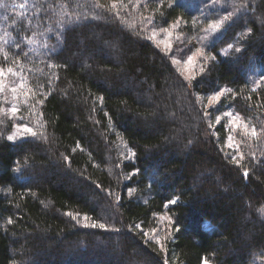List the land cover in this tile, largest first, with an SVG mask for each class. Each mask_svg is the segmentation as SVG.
<instances>
[{"label": "trees", "instance_id": "obj_1", "mask_svg": "<svg viewBox=\"0 0 264 264\" xmlns=\"http://www.w3.org/2000/svg\"><path fill=\"white\" fill-rule=\"evenodd\" d=\"M0 70V264H264V0H0Z\"/></svg>", "mask_w": 264, "mask_h": 264}, {"label": "rangeland", "instance_id": "obj_2", "mask_svg": "<svg viewBox=\"0 0 264 264\" xmlns=\"http://www.w3.org/2000/svg\"><path fill=\"white\" fill-rule=\"evenodd\" d=\"M16 6H20V4H13ZM167 29V31H165ZM173 24H170L166 27H159L151 29L148 32V35L151 37L153 41L157 43L160 47H162L170 56L171 60L173 61L174 65L176 66L177 70L185 77H191L195 72H197L199 65H200V57L203 55V51L201 49V45L196 44L193 51L185 50L186 52H183L184 50L179 51L178 53L175 52L176 45H181L185 41L183 38V34L178 33L175 29L174 31ZM204 29V28H203ZM193 31V30H191ZM192 35V33H191ZM167 45H170V47H166ZM180 53V54H179ZM179 54V55H178ZM189 56H194V60L191 65H188L186 63ZM258 80L260 79V76L258 75ZM256 77V78H257ZM256 83V82H255ZM254 83V84H255ZM254 86V85H253ZM222 91L217 90L212 94L209 95H201L198 94V97L201 101H203V104L205 107H209L212 103L215 101H210L209 98L218 92ZM229 111L224 110L222 116L224 119V132L223 137L225 139V142L222 143V146L226 149V152L230 155H235L236 148L234 145V142H238V131H240V134H243L245 131L242 129H238V119L232 115H229ZM219 117V116H217ZM216 121V120H215ZM229 137H232L231 141H229ZM229 143H231V147H229ZM231 152V153H230ZM209 264V263H208ZM259 264V263H258Z\"/></svg>", "mask_w": 264, "mask_h": 264}, {"label": "snow or ice", "instance_id": "obj_3", "mask_svg": "<svg viewBox=\"0 0 264 264\" xmlns=\"http://www.w3.org/2000/svg\"><path fill=\"white\" fill-rule=\"evenodd\" d=\"M20 7H23V5H20ZM225 19H227V17H225ZM218 26L219 25L217 24V25H213L212 27H218ZM165 31H167V29H165ZM166 47H170V45H167L166 44ZM236 51H240V49H236ZM193 60H194V56H189L188 59H187V61H186V63L188 65H191L192 62H193ZM8 71L11 72L12 70L11 69H8ZM3 75H4L3 71L0 70V76H3ZM21 87H22V85H21ZM2 90H3L2 89V86H0V91H2ZM12 91L15 92L16 91V88H13ZM222 95H223V91H220L217 94L211 96L209 98V100L210 101H218ZM11 111H12L13 114H15L16 109L15 108H12ZM229 115H231V114H229ZM217 121L219 122V117H217ZM23 131L24 132L32 133V129L31 128H28L27 126H23ZM32 134L35 135V133H32ZM252 135H256L255 130H253ZM14 138H15L14 136H8V139L10 141L13 140ZM228 139H229V141H231L232 137H229ZM228 146L231 147L232 146L231 143H229ZM244 175L246 176V175H248V173L245 172ZM169 203L176 204L177 203V200H171V201H169ZM11 222H12L11 220L8 221V223H11ZM97 226L100 227V228H104L105 227L104 224H99V225H97L95 223L92 224V227H97ZM203 264H208V261L207 260H204L203 261Z\"/></svg>", "mask_w": 264, "mask_h": 264}]
</instances>
